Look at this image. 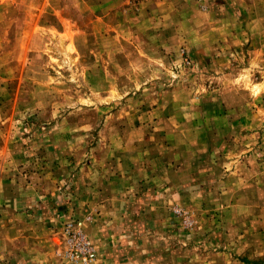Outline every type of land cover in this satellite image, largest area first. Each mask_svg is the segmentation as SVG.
<instances>
[{
	"label": "rangeland",
	"instance_id": "obj_1",
	"mask_svg": "<svg viewBox=\"0 0 264 264\" xmlns=\"http://www.w3.org/2000/svg\"><path fill=\"white\" fill-rule=\"evenodd\" d=\"M78 221L93 264H264V0H0V264Z\"/></svg>",
	"mask_w": 264,
	"mask_h": 264
},
{
	"label": "built area",
	"instance_id": "obj_2",
	"mask_svg": "<svg viewBox=\"0 0 264 264\" xmlns=\"http://www.w3.org/2000/svg\"><path fill=\"white\" fill-rule=\"evenodd\" d=\"M61 255L74 264H93L97 250L83 230L82 223L68 222L63 226Z\"/></svg>",
	"mask_w": 264,
	"mask_h": 264
},
{
	"label": "trees",
	"instance_id": "obj_3",
	"mask_svg": "<svg viewBox=\"0 0 264 264\" xmlns=\"http://www.w3.org/2000/svg\"><path fill=\"white\" fill-rule=\"evenodd\" d=\"M245 261H246L247 263H249V260L245 259ZM249 264H250V263H249Z\"/></svg>",
	"mask_w": 264,
	"mask_h": 264
}]
</instances>
